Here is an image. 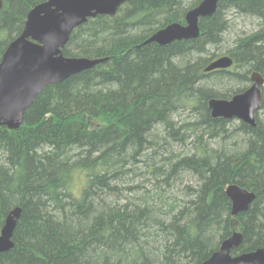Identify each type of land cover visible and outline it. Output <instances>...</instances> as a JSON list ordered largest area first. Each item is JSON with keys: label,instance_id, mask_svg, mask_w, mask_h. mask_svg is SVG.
Masks as SVG:
<instances>
[{"label": "trees", "instance_id": "1", "mask_svg": "<svg viewBox=\"0 0 264 264\" xmlns=\"http://www.w3.org/2000/svg\"><path fill=\"white\" fill-rule=\"evenodd\" d=\"M44 1L2 0L0 61ZM187 1L130 0L89 19L62 55L104 61L45 87L18 129L0 126V229L21 209L0 264H200L234 230L232 255L264 248V120L232 126L207 106L264 78V0H223L196 38L149 42L186 24L201 0ZM239 20L255 31L232 33ZM223 56L230 69L204 72ZM228 185L255 195L235 217Z\"/></svg>", "mask_w": 264, "mask_h": 264}, {"label": "water", "instance_id": "2", "mask_svg": "<svg viewBox=\"0 0 264 264\" xmlns=\"http://www.w3.org/2000/svg\"><path fill=\"white\" fill-rule=\"evenodd\" d=\"M130 0H45L27 14L21 34L4 51L0 61V126L16 130L23 124L24 112L35 97L49 86L63 82L82 71L92 69L104 59L66 58L62 49L71 33L89 19L114 16ZM223 0H201L185 15L186 25L170 24L157 31L148 41L165 46L174 41L198 36V21L211 16ZM2 0H0V8ZM231 66L227 57L212 62L206 72ZM252 86L230 100L210 99L207 103L212 118L238 119L254 127L259 110L263 78L252 73ZM231 202V215L248 210L255 195L237 185L226 188ZM21 209H12L0 230V254L13 247L12 234ZM242 243V235L233 233L223 241L217 252L201 264H264V249L231 257L230 252Z\"/></svg>", "mask_w": 264, "mask_h": 264}, {"label": "rangeland", "instance_id": "3", "mask_svg": "<svg viewBox=\"0 0 264 264\" xmlns=\"http://www.w3.org/2000/svg\"><path fill=\"white\" fill-rule=\"evenodd\" d=\"M192 1H194V0H188L187 2H185V5L187 6V5H189L190 3ZM231 17H233V16H231ZM239 23H237V21H234L232 24H231V26L234 24H237L236 25V27H231V32L233 33V32H235V35H236V33L239 31L240 33H244V32H246V31H251V29H253V31H255V28H253V24L251 23V21H248V22H243V20H239L238 21ZM228 34V33H227ZM226 34V35H227ZM238 35H240L241 36V34H238ZM231 38H232V36H230ZM233 39V38H232ZM225 44V45H224ZM224 44L223 45H221L220 46V48H226V49H228L229 47H230V44L229 43H227L226 41L224 42ZM220 53H222V52H220ZM237 85V84H236ZM236 85H232V84H227V86L226 87H229V86H232V87H234V86H236ZM246 85V87L248 88L249 86H250V83H248V84H245ZM239 86H241V85H239ZM218 88V87H217ZM258 116H260L259 118H261V119H263L264 120V117H263V114L261 113V112H258ZM262 121V120H261ZM232 122V126H236V125H238L240 122L239 121H237V120H235V121H231ZM83 183V178L82 177H77V182H76V184H77V188H76V192H78L79 191V188H80V186H81V184Z\"/></svg>", "mask_w": 264, "mask_h": 264}, {"label": "bare ground", "instance_id": "4", "mask_svg": "<svg viewBox=\"0 0 264 264\" xmlns=\"http://www.w3.org/2000/svg\"><path fill=\"white\" fill-rule=\"evenodd\" d=\"M223 57H226V56H223ZM219 58H222V57H219ZM219 58H217V59H219ZM227 58H229V57H227ZM217 59H215V60H217ZM229 59H230V58H229ZM215 60H214V61H215ZM214 61H212V62H214ZM230 61H231V65H232V60L230 59ZM212 62H211V63H212ZM211 63H210V64H211ZM210 64H209V65H210ZM209 65H207V67H208ZM207 67H206V68H207ZM206 68H205V69H206ZM205 69H204V70H205ZM214 99H215V98H214ZM211 118H212V117H211ZM213 119H214V118H213ZM230 214H231V213H230ZM222 242H223V241H222ZM222 242H221V244H222ZM221 244H220V245H221ZM220 245H219V247H220ZM212 254H213V253H212ZM212 254H211V255H212ZM205 261H206V260H205ZM203 262H204V261H203ZM200 264H201V263H200Z\"/></svg>", "mask_w": 264, "mask_h": 264}]
</instances>
